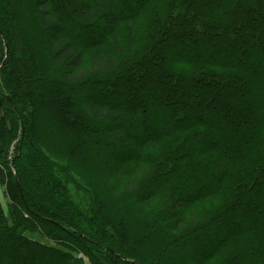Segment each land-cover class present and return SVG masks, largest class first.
Wrapping results in <instances>:
<instances>
[{
	"label": "trees",
	"instance_id": "16d2710c",
	"mask_svg": "<svg viewBox=\"0 0 264 264\" xmlns=\"http://www.w3.org/2000/svg\"><path fill=\"white\" fill-rule=\"evenodd\" d=\"M28 6L45 64L20 26ZM5 49L0 264H264V0H0ZM97 135L109 160L81 166ZM243 164L219 214H187ZM72 168L128 177L149 212L162 201L131 229Z\"/></svg>",
	"mask_w": 264,
	"mask_h": 264
},
{
	"label": "rangeland",
	"instance_id": "374dc122",
	"mask_svg": "<svg viewBox=\"0 0 264 264\" xmlns=\"http://www.w3.org/2000/svg\"><path fill=\"white\" fill-rule=\"evenodd\" d=\"M34 13V14H33ZM124 14V12H121ZM126 14V12H125ZM23 22L22 25V32H26V40L29 42L31 48L36 51V56L38 60L41 62V64H45L47 62L46 60V54H45V35L43 31L40 29V27L37 24L36 21V15L35 12L32 10V6H28L25 8L23 11ZM67 34V30H63ZM124 30L120 29L118 30V35L121 36L122 38L124 37ZM137 32H143V24H140L139 29ZM140 36L137 35V38ZM139 40V39H138ZM89 41L88 36H83L79 38L80 43H87ZM4 57L2 58V54L0 53V66L3 62ZM96 101H99L98 98L95 99ZM104 102L107 103V105H112L114 103L113 100L106 98ZM96 126H102L100 125V122H94ZM153 127L155 128L156 126L153 124ZM91 146V145H90ZM109 144L105 143L102 141L98 135L94 139L93 142V147H90L88 149V152L86 151L85 153L89 155V157L83 156L82 159H80V165L85 166L87 164H90V166H94L97 162V160L102 159V160H109ZM168 148H162V150H167ZM161 150V152H162ZM87 156V155H86ZM163 158H166L165 155H160ZM252 157L248 158V160H252ZM250 162H247L246 164L249 165ZM101 167V166H99ZM250 166H237L235 168H232L231 172L229 173V184L225 187L222 188V191L219 193V196L217 200H208V201H201L199 202L194 209L189 208L187 210V214H191L192 212H196V216L199 217V222L200 223H205V221L209 218V215H216L217 213L219 214L222 211V207L224 206V202L228 200L229 194L231 191L235 188L236 183H238L239 180H241L242 174L244 171H246L247 168ZM73 174L75 176L83 181L85 184L86 182L89 183V187H91L94 191L101 192L103 199L109 200V204L113 202V200H116V198H119L121 200V204L126 208V211H130L126 218L128 221V225L130 226L131 229H136L138 225V219H149L150 215L154 214L156 212L158 205L161 203V198H157L154 202L153 205V211L149 212L147 209L144 207H141L135 203V199L133 197H125L123 191L121 190L120 183L123 184L128 177H119L117 175H109V169L102 170L99 175H92V176H87L85 173L78 171L77 169L72 168ZM119 184V185H118ZM0 201L4 205V197L2 194V190H0ZM201 216V217H200ZM184 220V219H183ZM181 224L183 226H187L185 221H182ZM181 231V229H180ZM179 231V232H180ZM30 239H32L35 242L41 243V244H46V245H54L55 242L50 241L46 239L45 237H42L38 233H32L28 235ZM150 243H154V240H149L147 242L148 248H150ZM221 256V255H220ZM219 258L223 259L221 264L227 262L225 257L221 256ZM81 258H84L83 260L87 264H92L87 257H85L83 254H80ZM99 260L103 261L106 264H109L107 257L104 255H97ZM206 264H219L218 260H213L210 263ZM238 264H248V262H244L243 260H240V263Z\"/></svg>",
	"mask_w": 264,
	"mask_h": 264
},
{
	"label": "water",
	"instance_id": "95a60500",
	"mask_svg": "<svg viewBox=\"0 0 264 264\" xmlns=\"http://www.w3.org/2000/svg\"><path fill=\"white\" fill-rule=\"evenodd\" d=\"M7 56H8L7 49H5V52H4V59H3V62H2V64H1V66H0V68L5 64V62H6V60H7ZM22 130H23V129H22ZM14 175H15V179H16V182H17V186H18V188L20 189V185H19V183H18L17 175H16L15 172H14ZM20 193H21V190H20ZM108 251H109L110 254H112V255L115 256L116 258H120V259H122V260H124V261H127L126 259L121 258L119 255L115 254L112 250L108 249Z\"/></svg>",
	"mask_w": 264,
	"mask_h": 264
},
{
	"label": "crops",
	"instance_id": "0c3cea01",
	"mask_svg": "<svg viewBox=\"0 0 264 264\" xmlns=\"http://www.w3.org/2000/svg\"><path fill=\"white\" fill-rule=\"evenodd\" d=\"M2 116V112H1V110H0V117Z\"/></svg>",
	"mask_w": 264,
	"mask_h": 264
}]
</instances>
